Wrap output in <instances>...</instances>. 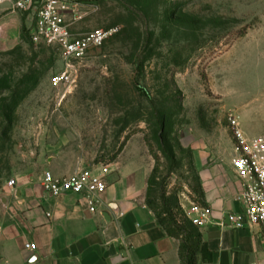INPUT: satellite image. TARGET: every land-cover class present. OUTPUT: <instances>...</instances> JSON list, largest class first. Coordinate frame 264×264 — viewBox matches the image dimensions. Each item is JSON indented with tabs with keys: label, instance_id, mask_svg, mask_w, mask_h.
<instances>
[{
	"label": "rangeland",
	"instance_id": "374dc122",
	"mask_svg": "<svg viewBox=\"0 0 264 264\" xmlns=\"http://www.w3.org/2000/svg\"><path fill=\"white\" fill-rule=\"evenodd\" d=\"M94 5L84 30L118 32L82 63L70 89L52 85L62 69L58 53L34 45L27 33L34 13L0 6V207L2 198L15 199L10 182L16 190L42 185L54 169L59 177L96 172L134 138L147 146L157 169L148 188L156 196L163 188L170 204L182 207L186 198L195 200L200 182L195 150L228 154L225 137L235 142L213 84L221 67H229L221 89L230 109L264 100V0ZM257 113L254 128L264 133V108Z\"/></svg>",
	"mask_w": 264,
	"mask_h": 264
},
{
	"label": "crops",
	"instance_id": "0c3cea01",
	"mask_svg": "<svg viewBox=\"0 0 264 264\" xmlns=\"http://www.w3.org/2000/svg\"><path fill=\"white\" fill-rule=\"evenodd\" d=\"M227 69L228 65L222 66L213 83L224 111L237 119L246 138L263 136L254 127L264 100L230 109L221 89ZM243 117L253 127L245 126ZM135 140L127 143L114 163L95 172L108 182L97 213L90 212L83 195L51 197L40 184L10 189L15 199L2 198L0 207V264H183L181 242L166 233L146 204L154 164L147 146L140 140L135 145ZM223 142L231 146V153L212 148L192 155L209 211L200 227L197 264H264L261 228L229 225L228 214L241 213L244 206L232 168L233 138L225 137ZM54 175L59 177L58 170ZM186 200L182 208L191 219L197 218L194 203ZM27 244H35L36 251L27 250Z\"/></svg>",
	"mask_w": 264,
	"mask_h": 264
},
{
	"label": "built area",
	"instance_id": "2783aa9c",
	"mask_svg": "<svg viewBox=\"0 0 264 264\" xmlns=\"http://www.w3.org/2000/svg\"><path fill=\"white\" fill-rule=\"evenodd\" d=\"M5 5H10L15 12L34 13L30 28L32 42L38 47L55 50L62 61L61 71L52 79L56 88L70 89L78 78L82 63L118 32L117 29L84 30L85 19L96 10L88 0H0V6ZM229 121L235 139L232 168L242 188L240 201L244 210L228 214L227 219L235 229L257 226L264 236V135L246 138L233 115L229 116ZM42 186L48 196L55 198L64 194L83 195L90 212L97 213L108 182L103 175L79 170L62 177L47 173L42 179ZM9 187L15 189L16 182H10ZM194 211L198 214L197 218H189L198 227L203 226L208 209L194 204ZM26 249L35 252L37 246L27 244Z\"/></svg>",
	"mask_w": 264,
	"mask_h": 264
},
{
	"label": "trees",
	"instance_id": "16d2710c",
	"mask_svg": "<svg viewBox=\"0 0 264 264\" xmlns=\"http://www.w3.org/2000/svg\"><path fill=\"white\" fill-rule=\"evenodd\" d=\"M27 33L29 34L30 32L28 31ZM25 38L26 28L25 26H23L22 40H24ZM145 95L147 94L145 93ZM147 97L149 98V100H152L149 95ZM159 119L160 118L158 117V121H160ZM164 127V122L160 121V128L164 129ZM162 150L164 151V149ZM165 152L168 153L169 158L174 161V155L166 150ZM191 161L193 165V156ZM156 171L157 169L155 168L152 174ZM152 174L150 176V179L151 177H153ZM193 191L196 197L194 198L195 200H193L192 202L198 207L206 208L203 202V193L201 190L200 182L199 185L193 189ZM166 193L167 192L162 188L161 190H157L156 196V192L152 193V190L148 188L146 204L149 209L155 214L159 225L166 231V233L170 237L181 242V258L183 260V264H197L196 256L202 243L200 227H198L189 218V216L181 206L177 209L174 208L166 197ZM156 198L158 201L156 200Z\"/></svg>",
	"mask_w": 264,
	"mask_h": 264
}]
</instances>
